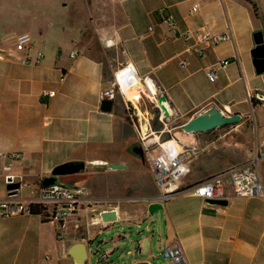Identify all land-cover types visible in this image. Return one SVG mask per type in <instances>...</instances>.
Here are the masks:
<instances>
[{
	"label": "crops",
	"instance_id": "obj_1",
	"mask_svg": "<svg viewBox=\"0 0 264 264\" xmlns=\"http://www.w3.org/2000/svg\"><path fill=\"white\" fill-rule=\"evenodd\" d=\"M13 1L0 0V201L9 195L7 174L23 177L33 193L55 166L68 161H84L109 178L135 168L133 154L146 166L149 180L85 181L87 195L67 226L68 238L63 235L67 228L59 230L40 214L0 213V264H79L70 253L78 242L88 247L82 264H99L105 256L116 264H170L162 251L174 237L191 264H264V196H238L229 181L226 204L210 203L188 190L249 160L264 139V101L259 99L264 96V71L254 54L256 34L261 33L264 45V0H252L257 13L247 0H91L96 9L68 46H48L46 29L34 30L39 23L35 15L29 18L31 26L6 27L3 8ZM167 13L180 31L231 32L233 40L206 47L200 55L194 50L203 46L199 39L176 37L168 30L163 21ZM23 32L32 35L35 55L44 50L40 63L10 56L17 55L10 36ZM226 59L229 64L222 65ZM126 66L146 82L151 79L168 98L175 114L172 122L181 121L164 136L176 135L200 149L177 193L154 213L148 198L156 193L155 181L144 157L134 151V133L138 135L116 76ZM210 69L217 73L214 81ZM43 89H55L56 94L43 96ZM111 90L113 108L103 111V101L110 99L105 93ZM213 106L242 118L194 134L181 130L183 123ZM94 163H121L125 168ZM260 169L264 181V161ZM22 190L21 198L31 196ZM110 210L117 218L105 221L102 215ZM47 226L54 237L48 236ZM94 228L97 235L115 229L102 254L92 247ZM141 229L145 232L138 242L123 250V239Z\"/></svg>",
	"mask_w": 264,
	"mask_h": 264
},
{
	"label": "built area",
	"instance_id": "obj_2",
	"mask_svg": "<svg viewBox=\"0 0 264 264\" xmlns=\"http://www.w3.org/2000/svg\"><path fill=\"white\" fill-rule=\"evenodd\" d=\"M198 5L195 4L193 11H197ZM164 13L165 9L162 8ZM163 21L167 24L168 30L173 32L176 37L189 38L195 36L203 44L194 50L198 54H204L206 47L217 45L227 40H233L231 32L213 34L210 32L198 31H180L172 14L167 13ZM11 44L14 52L23 63H40L45 57L43 49H40L36 55L33 52L32 35L29 32L13 34L10 36ZM75 56V52L71 53ZM229 60L223 61L222 65L229 64ZM116 76L120 79L119 84L121 92L124 94L123 85L131 87L135 84L136 72L131 66H126L117 71ZM210 80L217 78L214 69L208 72ZM145 85L146 80L143 79ZM155 110L154 118H151L149 110H144V114L139 112L135 104L129 100L126 104L127 114L133 123L141 147L143 149V157L150 166L152 175L156 185V193L148 198L152 204H164L169 201L179 190L181 182L190 172V164L199 155L200 149L184 138L176 135L164 136L166 130L170 133L171 123L174 118L170 105L165 103L169 108L170 116L165 114L159 103V95L163 94L158 91L153 96L142 91ZM43 96L53 97L56 94L55 89H43ZM110 99L115 98L114 92L107 91L105 93ZM125 95V94H124ZM251 95V93H250ZM251 97V96H250ZM264 101V96H259ZM155 122L162 125V128H156ZM181 130L184 133H195ZM166 132V133H167ZM14 154L13 157H18ZM264 161V139L261 140L254 155L247 161L234 165L223 172H220L208 179L199 181L188 190L191 194L201 197L207 201L226 198V184L229 181L232 184L234 192L238 196H264V181L261 174L260 163ZM99 166V164H95ZM95 166V167H96ZM94 167V166H93ZM9 169V167H7ZM7 185L19 184V188L8 189L9 195L0 201V213L3 217H14L18 215L34 214L36 208L41 209L42 217L55 223L59 230L67 228L69 222L74 219L79 211L82 201L87 195L86 188L82 186H72L62 180V176H56V180L49 186L43 185V179L38 183V187L28 198H21L20 193L24 187L29 186L23 180V177L9 173L5 176ZM112 221V220H107ZM162 255L170 264H191L188 255L178 237H174L163 249ZM99 264H116L115 260H110L107 256L103 257Z\"/></svg>",
	"mask_w": 264,
	"mask_h": 264
},
{
	"label": "rangeland",
	"instance_id": "obj_3",
	"mask_svg": "<svg viewBox=\"0 0 264 264\" xmlns=\"http://www.w3.org/2000/svg\"><path fill=\"white\" fill-rule=\"evenodd\" d=\"M31 8L32 11L30 10ZM95 9V3L91 0H14L10 6L3 8V13L6 18V27L16 26V28L21 29L25 26H31V24H29V18L35 15L36 19L38 18L39 23L34 30L38 31L43 27L46 29L45 43L48 46H68L71 42L70 38L72 36L76 37L82 28L88 24L89 17ZM34 26H36V23ZM142 95L144 98H140L139 104L141 110L144 112L146 109H153L152 104L146 95L144 93H142ZM180 123V120H175L170 126H178ZM161 126L162 125L158 122H155L156 128H161ZM134 137V143L137 148H141L140 141L136 138V132L134 133ZM132 156L136 161L135 163H137L134 164L135 168H131V170H127L121 175L111 176L108 178V176L98 175L94 172V169H92L91 166H87L83 172L63 175L62 180L66 183L68 182V184H78L80 186L85 184V181H89L93 184L101 181L106 182V179L108 181H116L117 179L121 181L123 180L124 183H131L134 181L136 184H138V180H149V172L146 166L143 165L139 157L134 156L133 154ZM31 190H33V187L30 186L23 189L22 192L23 194L25 193L30 195L32 193ZM46 229L49 237L55 236L54 230H52L53 228L51 229L50 226H47ZM96 229H93V233H95L92 238V247L94 250H99V254H102L107 249L108 245L106 242L110 241V239L115 236V229H111V232L108 231L110 229H106L99 235L96 234ZM144 230L145 229H141L140 231L132 232L131 236L123 239L126 244V247L123 248V250L132 248L133 243L138 242L141 233L145 232ZM66 231L67 232L63 235L65 238H68V236L71 235V227H68ZM137 247L138 245H136V248ZM138 255H140V253Z\"/></svg>",
	"mask_w": 264,
	"mask_h": 264
},
{
	"label": "water",
	"instance_id": "obj_4",
	"mask_svg": "<svg viewBox=\"0 0 264 264\" xmlns=\"http://www.w3.org/2000/svg\"><path fill=\"white\" fill-rule=\"evenodd\" d=\"M255 39L257 42V47L254 50V54L256 57L259 58L258 61V67L260 71H264V45H263V38L261 33H258L255 35ZM139 79L140 81L143 79L136 74V80ZM137 85V81L135 84H133L131 87H135ZM168 102V98L165 94L159 95V103L161 105V108L165 111V114L167 116H170V110L165 105V103ZM113 100L112 99H105L102 103V110L103 111H111L113 108ZM151 118H154L155 116V110L154 109H148ZM242 118L241 114H225L221 109H219L217 106H213L207 110H205L202 113H199L195 117H192L190 120L186 121L182 124L183 130L187 132H199V131H209L212 129H215L217 127L226 125V124H232L238 122ZM135 153H137L139 156L143 157V149L137 148V146L134 147ZM100 166L108 167L113 170L125 168L124 164L118 163V164H104L100 163ZM87 165L84 161H68L62 164H59L55 166L51 172V175L46 176L43 178V185L49 186L53 184L56 180V176L58 175H66V174H75L85 171ZM19 184H10L8 185V189H14L19 188ZM210 203L214 204H226L227 201L224 199H215L210 200ZM162 208V204L154 203L150 206V211L152 213L156 212L157 210ZM103 219L105 221L107 220H115L117 218V212L115 210L105 211L102 215ZM71 254L77 257H80L83 259H87L88 255V247L85 242H78L74 246L71 247ZM137 264H149V261H139Z\"/></svg>",
	"mask_w": 264,
	"mask_h": 264
},
{
	"label": "bare ground",
	"instance_id": "obj_5",
	"mask_svg": "<svg viewBox=\"0 0 264 264\" xmlns=\"http://www.w3.org/2000/svg\"><path fill=\"white\" fill-rule=\"evenodd\" d=\"M123 91H124L126 99L131 100L135 104L136 107L140 108L138 102L143 93L142 91H144L146 94H149L150 96H153V93L157 92V87L154 84V82L149 78L147 79L146 85L142 80L140 81L139 79H137V85L135 87H126L125 85H123ZM76 260H77V263L79 264L83 263V259L80 257H77Z\"/></svg>",
	"mask_w": 264,
	"mask_h": 264
},
{
	"label": "trees",
	"instance_id": "obj_6",
	"mask_svg": "<svg viewBox=\"0 0 264 264\" xmlns=\"http://www.w3.org/2000/svg\"><path fill=\"white\" fill-rule=\"evenodd\" d=\"M247 1H249L250 3H252L253 4V7H254V9H255V12L257 13V5L252 1V0H247ZM128 119H129V117H128ZM161 125V124H160ZM227 125H229V124H226V125H223V126H227ZM184 190V189H183ZM41 209H39V208H36L35 209V211H34V214H41V211H40Z\"/></svg>",
	"mask_w": 264,
	"mask_h": 264
}]
</instances>
